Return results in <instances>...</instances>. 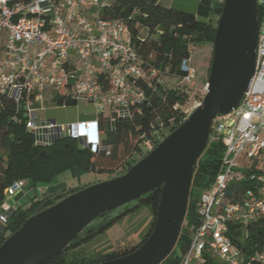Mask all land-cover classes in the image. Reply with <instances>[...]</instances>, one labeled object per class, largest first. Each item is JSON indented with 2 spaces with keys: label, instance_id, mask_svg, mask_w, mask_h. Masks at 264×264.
I'll return each mask as SVG.
<instances>
[{
  "label": "built area",
  "instance_id": "1",
  "mask_svg": "<svg viewBox=\"0 0 264 264\" xmlns=\"http://www.w3.org/2000/svg\"><path fill=\"white\" fill-rule=\"evenodd\" d=\"M257 1L262 14L256 71L239 106L214 120L212 131L225 150L214 181L200 196L199 222L178 264H206L210 256L222 264H264V250L244 251L228 235L232 224L247 225L264 218V0ZM109 4L110 0H0V102L4 95L18 106L25 102L26 128L36 146L74 138L94 153L108 149L98 116L72 122L68 128L38 118L33 104L47 97L48 88L56 89L50 95L57 102L85 98L97 108L111 110L114 126L117 118L131 117L134 107L146 98L138 80L163 83L162 71L144 67L126 21L104 15ZM193 49L195 45L190 44V56L182 59V80L204 97L208 83L199 85L195 79ZM162 133L163 129L144 136L146 154ZM242 154L245 162L240 161ZM24 183L14 180L6 196L22 194ZM33 190L43 191L38 186ZM13 209L0 207V230Z\"/></svg>",
  "mask_w": 264,
  "mask_h": 264
},
{
  "label": "trees",
  "instance_id": "2",
  "mask_svg": "<svg viewBox=\"0 0 264 264\" xmlns=\"http://www.w3.org/2000/svg\"><path fill=\"white\" fill-rule=\"evenodd\" d=\"M222 7L223 2L200 0L196 12H190L165 6L160 0H110L109 6L104 9V15L126 21L147 70L154 67L182 79L181 62L183 58L190 56L189 45L201 41L214 46ZM258 12L260 20L261 7ZM211 61L212 57L209 70ZM137 83L145 88L146 98L134 107L131 117L117 118L112 126V115L98 114L102 142L108 148L101 153L92 152L80 139L74 138H63L49 147L36 146L32 134L26 128L25 102L18 106L13 98L2 96L0 207L6 199L7 187L14 180L28 181L29 186L33 188L40 183L51 184L61 172L69 169L79 172H109L110 178L118 173L122 174L146 155L144 136L151 137L153 133L163 129L161 141L189 115L182 110V105L188 98V88H169L165 83L155 81L150 84L145 79H140ZM77 102L78 100L73 99L63 103V99H58V104L75 105ZM224 150V142L215 138L212 131L208 145L198 159L194 171L187 215L179 239L173 251L160 264H178L188 249L192 230L199 222L197 205L201 196L200 190L206 189L214 181ZM79 189L81 187L46 195L43 199H33L26 208H14L9 215V221L4 225L5 230H0V245L8 237L7 231H17L39 208L50 206ZM160 196L161 187H156L146 193L142 200L136 199L130 204L102 213L48 264H96L134 251L148 238L153 229ZM142 207H148L153 217L141 242L101 255L86 254L84 245ZM228 235L244 251L252 253L264 250V218L247 225L232 224ZM206 264L222 263L210 256Z\"/></svg>",
  "mask_w": 264,
  "mask_h": 264
},
{
  "label": "water",
  "instance_id": "3",
  "mask_svg": "<svg viewBox=\"0 0 264 264\" xmlns=\"http://www.w3.org/2000/svg\"><path fill=\"white\" fill-rule=\"evenodd\" d=\"M257 0H223L208 91L156 147L124 173L71 192L39 208L0 245V264H48L102 213L161 187L155 223L134 251L96 264H160L174 249L186 219L198 159L214 120L238 107L257 65Z\"/></svg>",
  "mask_w": 264,
  "mask_h": 264
},
{
  "label": "rangeland",
  "instance_id": "4",
  "mask_svg": "<svg viewBox=\"0 0 264 264\" xmlns=\"http://www.w3.org/2000/svg\"><path fill=\"white\" fill-rule=\"evenodd\" d=\"M183 2L184 10L190 12H196L198 1L193 0H181ZM92 15H96V11H90ZM213 47L207 42L197 41L195 43V49L191 53V65L194 69L195 79L198 80L199 85L207 83L209 75V63L212 57ZM163 72L161 80L169 88L187 89L189 91L188 98L182 105V110L186 115L190 114L195 106L200 103L203 95L200 91L192 89L181 78L170 75L168 72ZM186 84V86H185ZM56 94V89L48 88L46 91L47 97L33 106L37 109L38 118L40 120H55L57 123L64 125L66 128L72 122L80 120H88L98 116V114L109 115L111 110H103L97 108L92 102L85 98H79L77 104L66 105L58 104L57 100L50 95ZM245 154L240 156V161L245 162ZM65 170L61 172L57 178L52 182L59 181L64 182V186H58V188L73 189L83 188L88 185L97 183L99 181L110 178L109 172H98L95 170H89L85 172H79L78 170ZM118 175H120L118 173ZM117 176V175H116ZM25 191L20 197L6 196L1 208L9 210L11 208H17L19 206L26 208L30 206L31 202L27 201L28 198L38 200L42 195L40 191L34 192L25 181ZM39 188L45 187V184L40 183ZM62 190V189H60ZM205 189L200 190V194ZM17 198V200H16ZM132 203V202H130ZM128 203V204H130ZM152 213L148 207H142L134 213L129 214L124 220L113 225L103 234H100L92 241L84 245V250L87 255H101L114 250H119L124 247H131L134 244L141 242L142 238L148 231L152 222ZM11 233L7 231V236Z\"/></svg>",
  "mask_w": 264,
  "mask_h": 264
},
{
  "label": "crops",
  "instance_id": "5",
  "mask_svg": "<svg viewBox=\"0 0 264 264\" xmlns=\"http://www.w3.org/2000/svg\"><path fill=\"white\" fill-rule=\"evenodd\" d=\"M193 1H198L197 3L199 4L200 0H193ZM160 2H161V4L168 6V7H174V8H178V9H182V10L185 9L183 6V2L181 0H160ZM222 2H223V0H216V3H222ZM92 119H94V118H92ZM88 120H90V119H88ZM80 121H82V120H80ZM63 184H64V182L60 183L59 181H57V182L55 181L54 183L45 185V187H42V189H43V191L41 192L42 195L38 199H43V197L46 195L63 192L64 190H66L65 188H58V186H60V185L64 186ZM33 188H31V189L33 190ZM60 189H62V190H60ZM34 192H36V191H34ZM24 193H27V192L24 191L22 194L18 195L17 198L20 197L21 195H23ZM17 198H16V200H17ZM32 200H33V198H28L27 201L31 202ZM4 230H5V228H3L2 231H4Z\"/></svg>",
  "mask_w": 264,
  "mask_h": 264
}]
</instances>
